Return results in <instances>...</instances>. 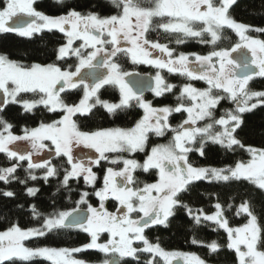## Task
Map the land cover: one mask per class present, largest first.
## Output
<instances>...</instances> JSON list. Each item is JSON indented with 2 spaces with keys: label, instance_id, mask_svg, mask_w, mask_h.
I'll return each mask as SVG.
<instances>
[{
  "label": "snow or ice",
  "instance_id": "6c2138e0",
  "mask_svg": "<svg viewBox=\"0 0 264 264\" xmlns=\"http://www.w3.org/2000/svg\"><path fill=\"white\" fill-rule=\"evenodd\" d=\"M237 2L52 0L59 14L49 15L37 0H0V37L54 41L0 51V264H89L74 255L85 251L96 264H213L222 252L229 264H264V127L259 145L246 142L249 116L264 112V90L251 87L264 79V27L237 21ZM228 30L238 40L223 46ZM190 40L209 50L182 51ZM181 213L207 258L150 235ZM204 228L225 242L198 239ZM72 231L88 242L26 244Z\"/></svg>",
  "mask_w": 264,
  "mask_h": 264
},
{
  "label": "trees",
  "instance_id": "16d2710c",
  "mask_svg": "<svg viewBox=\"0 0 264 264\" xmlns=\"http://www.w3.org/2000/svg\"><path fill=\"white\" fill-rule=\"evenodd\" d=\"M79 2L85 3L86 0H79ZM262 5H264V0H238L237 4L234 5L233 9L231 10V14L239 22H243L245 24H250L253 26L264 27V7H262ZM36 7L37 10L45 12L46 14L49 15L59 14L52 7V0H37ZM56 35H60V34L57 33ZM228 35L230 36L231 39L223 41V46H229L231 43L237 40L235 34L231 33L230 30H228ZM50 36L51 34H45V41L41 42L39 41V38H37V41L33 42L25 38L15 36L14 34H9L6 38L0 37V51H7L9 53H12L13 57H15L20 52H25V51L31 52L37 48L44 49L45 46L48 49H51L54 41L49 39ZM180 49L185 52H197L201 54H206L207 51L209 50L208 47H206L203 44L197 43L195 40H190L188 43L181 45ZM37 55H39V53H37ZM126 67L127 70L129 71H135L139 69L141 70V72H146L147 70L146 68L144 69L140 66L137 67V66H132L130 64H128ZM166 77L169 80V82L176 83L174 81L173 76H166ZM195 86L204 87L203 83L196 84ZM251 87L256 90H264V79H259V78L255 79L252 82ZM104 95L105 98H109L110 95L113 99L116 98V93L112 92L111 90H109V92H105ZM157 102L159 103L160 101ZM163 102L164 103L172 102V97H168V99L164 100ZM135 118L138 117H136L135 113H131L128 117H124L123 119H135ZM122 122L123 120L118 121V123H122ZM262 127H264V112L258 111L255 115H250L247 121L246 132L248 134V139L246 142L259 145L262 142V138L260 135ZM191 158L194 162H199L200 164H207L210 162L215 163L220 159L217 156H213L209 161H204L195 153L192 154ZM200 187L201 190L209 189V186L204 182H200ZM41 201H43L44 204L49 203L47 199V194L41 197ZM62 203L65 207L68 206L66 201ZM7 207L11 208L13 207V205L9 204ZM48 211H51V208H48ZM13 219H18L20 224L24 227L38 226L34 221H31L27 215L13 216ZM185 220L186 218H183L182 213L178 214V218L173 222L171 229H167V230L161 229L159 232L150 233V235L152 236L159 235L161 237L163 246L168 250H180V251L192 252L201 256L202 258H207L206 257L207 250L205 248L188 243V241L191 239V235L187 230ZM241 223H243V221L241 220L240 217L230 216L231 226L238 227L241 225ZM6 226H7L6 220L0 218V230H3ZM197 238L203 239L207 242H211L212 240H217L219 243L223 244L226 240V234H224L223 231L221 230V232L218 235L217 233L212 232L210 228H204L198 234ZM88 239L89 238L87 237V234L72 231L67 235L62 234L58 237L51 236L47 239H40L38 242L29 241L26 242V244L28 246L78 247L81 246L82 244L87 243ZM76 256L90 263H96L99 258V255L93 251L81 252L76 254ZM40 264H48V262L41 261ZM213 264H229V259L225 255V253L222 252L218 260H213Z\"/></svg>",
  "mask_w": 264,
  "mask_h": 264
},
{
  "label": "flooded vegetation",
  "instance_id": "af4514ba",
  "mask_svg": "<svg viewBox=\"0 0 264 264\" xmlns=\"http://www.w3.org/2000/svg\"><path fill=\"white\" fill-rule=\"evenodd\" d=\"M137 67H139V66H137ZM140 67H142V68H146L147 70H146V72H141V70H139V69H137V70H135V71H133V72H138V73H140V74H142V75H154V73H155V69H153V68H150V67H148V66H143V65H141ZM166 72H164L163 74L164 75H166V76H170L169 74H165ZM174 77V81L176 82V83H181V78L179 77V76H173ZM171 80H172V78H171ZM195 83V85L196 84H199V83H202V82H194ZM145 96H146V98H148V99H152V95H151V93H147V94H145Z\"/></svg>",
  "mask_w": 264,
  "mask_h": 264
},
{
  "label": "rangeland",
  "instance_id": "374dc122",
  "mask_svg": "<svg viewBox=\"0 0 264 264\" xmlns=\"http://www.w3.org/2000/svg\"><path fill=\"white\" fill-rule=\"evenodd\" d=\"M237 40H238V37H237ZM78 247H79V246H78ZM76 254H78V253H76ZM76 254H74V255H75L76 258H78V257L76 256ZM78 259H81V258H78ZM89 264H96V263H90V262H89Z\"/></svg>",
  "mask_w": 264,
  "mask_h": 264
},
{
  "label": "water",
  "instance_id": "95a60500",
  "mask_svg": "<svg viewBox=\"0 0 264 264\" xmlns=\"http://www.w3.org/2000/svg\"><path fill=\"white\" fill-rule=\"evenodd\" d=\"M235 55V54H234ZM142 77H146V76H148V75H142V74H140ZM147 93H150V92H145V94H147Z\"/></svg>",
  "mask_w": 264,
  "mask_h": 264
}]
</instances>
